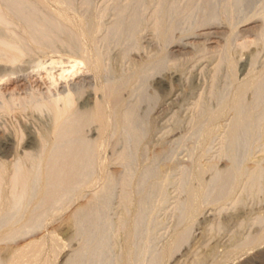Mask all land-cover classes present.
Listing matches in <instances>:
<instances>
[{"label": "bare ground", "instance_id": "bare-ground-1", "mask_svg": "<svg viewBox=\"0 0 264 264\" xmlns=\"http://www.w3.org/2000/svg\"><path fill=\"white\" fill-rule=\"evenodd\" d=\"M71 1L0 0V26L2 27L0 30V114L1 112L11 113L17 108L18 112L23 111V113L24 111L37 112L39 117L40 114L46 113L49 119L47 128L33 132L32 135L30 134L31 137L28 142L26 141L28 144H34L36 148L34 152L30 153L24 150L21 154L18 153L17 148L22 139V134L19 131H16L13 137H8L9 141L7 143L3 142V145H0V242H2L3 238L13 239L37 230H47L64 213L69 212L66 222L62 223V226L64 225L70 232L71 241L77 242V245L75 248H71L69 244V248L67 247L69 250L61 255L59 250L61 243L49 234L51 235V253L55 255V258H61L63 260L62 264H99L100 259L104 256L107 257L109 252L107 241L110 233L108 234V229L113 235L114 233L117 235L122 232L126 233V237H128L132 234L131 230L127 231V222L125 223L124 216L112 221L108 216L100 217V215L108 207L110 188L114 185L113 177L107 169L109 158L103 152L107 139L110 135H117L123 132L129 139L131 138L132 142H136L135 138L138 137L139 133L135 123L137 120L135 113L138 104L136 102L128 104L121 98L123 87L121 84L123 80L127 81L125 80L126 77L122 79L120 75L113 74V71H110L111 68H107V57L104 59L107 51H103L99 47L97 48V44L95 45L98 41L96 39H101L94 36V31L98 30L100 23L97 24V22H93L94 20L84 19L83 16L76 14V11L72 10V12L71 6L73 5ZM242 1L184 0L182 5L181 3L179 5V3H172L171 0L172 5L169 6L165 4V1H159L160 3L154 9L152 8L153 10L150 13L151 26L149 25V28L155 33L156 38L163 41L173 33L176 23L179 22L177 21L178 18H184V23H180L182 22L181 20L179 24H182V26L186 25L184 26L185 31L190 34H194L195 32L192 31L202 28V26L209 31L211 28L216 27L215 24L218 21H226L228 23L226 26L229 25L230 27V35L239 33L237 36H240L239 24L246 23V21L251 19H258L261 22V35L258 33L261 37L259 38L264 41V0L260 1V7L258 8L257 6V9H254L252 13L244 14L240 11ZM82 2H84L81 4L82 8L86 9L92 1L84 0ZM127 2L129 1L127 0ZM238 5L240 10H236ZM235 6L236 8H234ZM124 7H122L123 9L121 7V9L116 8L120 10V13L117 12L119 14L116 13L117 16H120L125 11ZM99 10L101 11L100 8ZM126 12L123 13L126 14V17L123 14L121 15L123 19L127 18ZM238 12L239 14H237ZM133 13L135 16L131 15L133 17L130 16L131 20L127 18V20L129 19L128 25L119 16L120 19L118 18V20L119 22L121 21V25L125 23L124 26H127L129 30L128 37H131L134 40L133 44L136 45V35H139L136 33L139 31V29L137 31V27L139 26L140 28L138 24L141 23V19L139 21L138 19L143 15L140 16L135 14V12ZM136 15H138V18ZM143 19L142 21L144 22L145 19ZM120 28H117V30ZM64 34L69 36V39H66L68 42L65 38L63 39L62 35L67 36ZM128 37L126 38L127 40L129 39ZM70 38L73 41H70ZM102 39H105V37L103 38L102 36ZM137 40L139 42V39ZM173 40L174 38L172 37L167 40L168 42H165V45L161 46L160 51H158L160 59L170 56L168 55L170 53L168 45ZM69 41L73 42L72 44H74L75 48L71 47L72 45L70 46ZM245 43L240 45L245 47ZM139 44L136 45V48H139ZM59 45L67 46L75 51L70 50L72 52H67L69 54H57L58 49L56 48ZM133 50L135 49L133 48ZM33 51L39 52L40 55L35 58L32 57L34 60L30 63L33 65L29 66V62V65H27L31 71H35V75L46 76L48 79H46L48 81L46 92H39L40 90H36L37 88L35 90L30 89V93L26 92L27 95L21 98L16 92L15 94H7L1 82L3 83L11 76L19 73L25 74L23 72L24 67L22 68L19 64ZM254 56L256 57V53ZM224 57L227 61V68L230 70L227 69L229 71V84L232 89L234 88V90L231 89L233 95H230V97L224 95V98H221L217 106L208 110L207 124L202 134L204 139L210 137L213 132L217 131V120L226 116L227 112H231L233 118H229V123L226 124L224 129L226 130L225 141H227L228 148L226 146L224 147L225 149L221 148V153L228 157L229 162L221 170L217 171L220 179H218L217 184L214 185L209 194L211 201L216 203V206L225 205L227 202L234 205L238 202L236 201V193L241 189L247 188L248 193L253 190L259 194L261 188H264L257 185L259 180L264 181V165H262L264 162L253 164L250 167L246 166V160L251 156L249 155L250 149H253L251 151L254 153V149L261 148L264 155V73L262 75H254L251 70L252 72H249L246 77L238 79L235 70L236 60L228 54ZM168 59L172 60L170 57ZM164 61L166 62L165 59ZM166 63H169V61ZM83 69L90 70L94 74L95 82H93L94 84H92V90L90 91L84 89V77L74 78L78 74H82ZM108 72L109 75L106 76ZM103 75L106 76L103 77L104 80L102 78ZM134 75H137V73H134ZM144 76L146 75L144 74ZM27 77L17 75L15 81L19 83ZM249 89L253 91V95L251 100H247V102L243 99V94ZM91 124L95 126L93 132L89 128ZM213 125L215 126L213 127ZM223 132L222 130L221 133ZM128 137H125L127 139L125 144L128 142ZM240 137L244 138L242 142L247 153L243 148L242 151L245 152L248 158L244 159L243 162H240L242 161V158H240L238 163L236 161L238 156L236 153L238 151L236 142ZM128 146L130 145L128 144ZM124 148H126V145ZM124 148L122 147L123 150L120 149L121 151L117 152V154L114 152L116 154L114 159L122 161L127 158V154L130 151L128 152ZM9 157L12 158L7 160ZM242 157L246 158L243 153ZM190 192L189 197L184 201L185 207L183 206V210L185 214L196 215L199 212L198 210H200L199 206H201L197 205L199 203L197 201H200L202 197L198 198L196 190L192 189ZM118 199L120 204L122 203L125 207L131 201V193L129 194L125 190L121 191ZM79 200H84L82 201L84 203H78ZM260 204V209H263L264 201L260 202ZM262 211L256 218L254 217L255 221L261 223L260 227L247 234L244 241L235 246V248H231L232 250L228 248L222 256L223 259H229L243 251V253L246 252L247 254L242 259H240L241 257L238 258L240 260H237V263L264 261V210ZM193 220L195 221L194 218ZM193 223L190 222V225H193ZM186 224H188L187 221ZM186 228L184 231H180L181 233L179 232L178 238L176 236L175 247L181 245V242L189 237L191 231L190 228ZM44 246L45 238L36 239L25 245L23 249L17 250L13 255L14 259L12 262L20 264L26 259L27 255L31 257L39 256L43 252ZM166 250L159 253L149 264H162ZM129 254V252L125 254L127 258Z\"/></svg>", "mask_w": 264, "mask_h": 264}, {"label": "rangeland", "instance_id": "rangeland-1", "mask_svg": "<svg viewBox=\"0 0 264 264\" xmlns=\"http://www.w3.org/2000/svg\"><path fill=\"white\" fill-rule=\"evenodd\" d=\"M82 1L84 0H72L74 7L71 6V11H76L75 13L83 16L84 19L87 18L89 21L94 20L93 22L100 23L98 30L94 31V36L101 39H96L98 41L95 45L97 44V48L107 51L104 57V59L107 57L106 66H109L107 68H111L110 71H113L112 73L117 74V76L120 75L122 79L126 77L125 80L127 81L123 80L121 84L123 86L121 98L128 104H132V102L138 104L135 113V118L137 119L135 123L137 125H135L138 127V132L142 134L138 133L140 138H135L137 143L135 141L132 142L131 138L129 139L123 132L125 135L122 133L110 135L103 151L109 158L107 169L113 177L114 185L110 188L109 194L112 197H108V207L103 210L104 212L100 217L108 216L112 221H116L117 218L124 216L125 223L127 222V231L131 230L132 234L126 237V233L121 232L117 235L114 233L116 235L114 236L108 229V234H111V238L109 234L107 241L108 246L106 245L109 252L107 257L104 256L100 259L99 264H149L151 260L166 249L162 264H258V262L264 264V261L237 263L238 258L241 257L240 259H242L247 254L246 252L243 253V251L229 259L222 258L228 248L232 250L244 241L247 234L260 227L261 223L254 219L264 210V208L260 209L261 204H263H260V202L264 201V192H262L264 188H261L260 195L253 190L248 193L247 188L243 189L244 191L241 189L239 190L240 192L236 193V201L238 202L234 205L227 202L225 205L222 204L223 207L216 206V203H213L209 196L210 191L220 179L217 171L221 170L229 162L228 157L221 153V148L225 146L228 148L227 141H225L226 130L224 129L226 124L229 123V118H233L231 112H227L226 116L217 120L216 126H218L215 133L213 132L206 139L202 138L207 124L208 110L217 106L221 98H224V95L229 97L233 95L232 90L234 88L232 89L228 79L230 70L227 68V61L224 56L228 54L236 60L235 70L238 79L246 77L252 71L254 75H262L264 73V41L259 38L261 37V22L258 19H251L246 21V23L239 24L240 36H237L239 33L230 35V27L229 25L226 26L228 24L226 21L213 23L216 27H213L214 29L211 28L209 31L202 26V28L192 31L195 32L194 34H190L185 31L184 26L186 25L183 24L184 26H182V24H179L181 20L182 22L180 23H184V18H178L177 21L179 22L176 23V28L169 35L170 37L167 36L163 41H160L156 38L155 33L152 32V29L149 28L151 26V20H149L151 19V11L160 2L165 1L167 6L172 5V3H179V5L181 3L182 5L184 0H172V3L171 0H128L129 2L127 0H88L92 1L90 3L92 5L89 4L86 9L82 8L81 4L84 3ZM243 1H245L244 4ZM243 1L241 5L239 4L241 10L239 5L236 9L243 12V14L252 13L254 9H257V6L258 8L260 7L259 4L262 2L261 0ZM101 6L104 7L103 10ZM123 6H125L123 13L128 9L126 13L127 18L130 20L135 16L133 12L140 16L143 15L138 19V21L141 19V23L138 22L140 28L138 26L137 31L138 29L139 31L136 32L139 34L136 35L137 44L140 43L139 48H136L137 44H133L134 40L128 37L129 30L127 26H124L129 19L124 18V20L122 18L121 15L123 13L121 10L122 14L118 16L123 22L125 21L121 25V21L119 22V17L116 15L117 12L120 13V10L117 9H121ZM135 7L136 9H134ZM123 15L125 16L126 14ZM131 15L134 16L132 17ZM136 17L138 18V15ZM117 28L120 29L117 30ZM1 29L2 27L0 26ZM119 32L120 34H118ZM67 36L62 35L65 40L69 39V36L68 38ZM102 36L105 39H102ZM127 37L129 41L126 39ZM172 37L174 42L172 41L168 45L170 52L168 57L172 60L170 61L167 56V58H161V60L158 51ZM137 39H139V42ZM99 40L103 42L101 43ZM70 41H73V39L70 38ZM72 43L70 42L69 44L74 47ZM244 43L245 47H242L241 45ZM59 46L56 48L58 49L57 54H69L72 52L70 50H73L64 45L60 48ZM36 52H30L26 56L27 58L25 57L26 59L24 58L22 63L19 64L22 68L24 67L23 72L25 74L19 73L20 75H17L27 77L30 74L29 78H24V81L18 83L15 81L17 77L15 75L3 81V83L1 82L7 94H15L16 92L21 98L26 96L27 93L29 94L30 89L35 90L37 88L36 90H40L39 92H46L45 89L48 87L46 76L35 75V71H31L29 67L33 65L31 64L32 60H34L33 58L40 55L39 52ZM255 53L256 57L254 56ZM164 59L166 62L169 61V63H166ZM152 63L153 65H151ZM84 70L86 69H83V73H80L81 75L78 74L74 78L84 77V89L90 91L92 90L93 82H95L94 74L90 70H86L87 72ZM134 73H137V75H134ZM104 75L102 78L109 75V72L108 74L106 73V76ZM243 95V99L250 101L253 91L249 89ZM48 120L46 113L40 114L39 117L37 112L24 111L23 113V111L18 112L17 108L11 113L1 112L0 145L3 142L7 143L9 138L13 137L16 131H19L22 134V139L17 148L18 153L21 154L24 150L30 153L34 152L36 150L34 144L27 143L31 137L30 134L32 135L33 132L47 128ZM89 128L91 132L95 130V126L92 124ZM222 130L224 131L223 133H221ZM125 137H128L127 143L130 146L127 143L125 144V141H127ZM243 140L244 138L240 137L236 142V149H238L236 151L238 155L236 161L238 163L240 161L238 159L242 158L240 162H243L244 159L248 158L244 152L246 149L243 147ZM125 145L126 148H124ZM122 147L124 150L127 149L126 151L128 152L130 151L129 153L127 152L129 156L127 154V158L122 161L114 159V156L121 151ZM242 148L244 151H242ZM251 150L253 151V149H250V154L248 153L251 156L246 160V166L250 167L253 164L263 163L264 155L261 148L254 149V153ZM242 153L246 158L242 157ZM248 154L247 156H249ZM11 158L9 157L7 160ZM26 163L29 164L28 162ZM257 185L264 187V181L259 180ZM192 189L196 190L198 198L202 197L200 201H197L199 202L197 205L201 206H199L200 210H198L199 212L196 215L185 214L183 210L185 207L184 201L189 197ZM124 190L128 191L129 194L131 193V201L129 205L127 204L128 206L126 205L127 207H124L122 203L120 204L118 199L121 191L123 192ZM82 201L84 200H79L78 203H84ZM68 215L69 212L64 213L47 230H37L13 239L3 238L2 242H0V264H16L12 262L14 253L39 238H45L43 252L36 257L27 255L26 259L20 264H62L63 260L55 258V255L51 253L50 236H54L61 243V248H59L61 255L69 250V244L71 248L76 247L77 242L71 241L70 232L64 225L62 226V223L66 222ZM188 219L190 220L188 221ZM186 221L189 225L186 224ZM190 222H194L193 225H190ZM185 228H190L189 237L182 241L181 245L175 247V239L178 238L179 232L184 231ZM173 239L174 241H172ZM128 252L130 254L127 258L125 254Z\"/></svg>", "mask_w": 264, "mask_h": 264}]
</instances>
